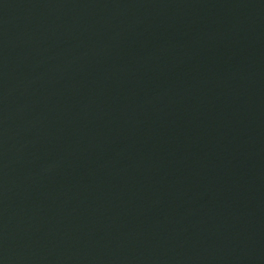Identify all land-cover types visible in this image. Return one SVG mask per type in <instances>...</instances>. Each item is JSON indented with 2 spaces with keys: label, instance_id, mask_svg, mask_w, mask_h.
<instances>
[{
  "label": "water",
  "instance_id": "water-1",
  "mask_svg": "<svg viewBox=\"0 0 264 264\" xmlns=\"http://www.w3.org/2000/svg\"><path fill=\"white\" fill-rule=\"evenodd\" d=\"M0 264H264V0H0Z\"/></svg>",
  "mask_w": 264,
  "mask_h": 264
}]
</instances>
